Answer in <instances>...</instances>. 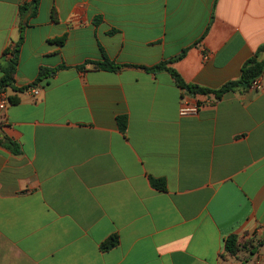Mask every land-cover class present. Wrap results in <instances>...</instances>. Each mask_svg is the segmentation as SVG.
Here are the masks:
<instances>
[{"label":"crops","instance_id":"obj_1","mask_svg":"<svg viewBox=\"0 0 264 264\" xmlns=\"http://www.w3.org/2000/svg\"><path fill=\"white\" fill-rule=\"evenodd\" d=\"M31 1L0 0V78ZM24 36L0 111V264H264V71L263 89L219 98L146 69L239 80L264 61V0H40ZM105 58L124 67L88 64ZM41 68L57 71L39 94L18 90ZM183 97L199 113L181 116ZM231 234L250 257L221 256Z\"/></svg>","mask_w":264,"mask_h":264},{"label":"trees","instance_id":"obj_2","mask_svg":"<svg viewBox=\"0 0 264 264\" xmlns=\"http://www.w3.org/2000/svg\"><path fill=\"white\" fill-rule=\"evenodd\" d=\"M39 5H40V0H32L31 2L25 3L20 9L21 35L19 40L16 43L11 44L3 53V63L1 64L2 77L0 78V93L6 91L8 87H13L16 89L14 85L15 74L17 72V67L19 63L20 49L25 38L24 30L26 26H28V20L31 17L36 16ZM24 22H27V24H25ZM55 41L59 44H62L64 42V39H57ZM263 50L264 47H261L259 49V51H263ZM88 64H92L93 68L95 69L112 71V72L118 71L124 67V65L117 64L116 62L110 60L109 58H105L101 62L89 61ZM168 64H169L168 62H161L155 65L154 67L146 68V69L149 71H160V70L168 71L175 80L176 84L182 89L187 90L189 93H193V94L215 93L219 98L225 93L233 91L238 87L241 86L248 87L251 84V82L254 79L261 76L264 71V61L259 60L258 55H255L243 66L241 77L239 80L229 82L221 89L213 91L210 89H206L186 83L184 79L181 77V75L174 68L168 66ZM56 71L57 69L41 68L37 81H35L29 86L21 87L18 90L24 92L33 89L37 86V84L41 80L52 77L56 73ZM9 99L11 103L15 104L17 102L15 97H10ZM117 120L121 131L125 132L128 123L127 117H118ZM3 143L14 152L19 151V145L13 142L11 139L8 138L3 139ZM150 181L152 186L158 190L165 191L167 189V184L165 179H156L152 177L150 178ZM118 243H119V237L118 235H114L110 240H108L103 244V247L106 250H108L111 247L116 246ZM240 246H241V241L239 236L237 234H231L225 240L224 253L221 256L224 259H226L229 256L230 257L237 256L238 252L240 251ZM253 249L254 248H252L251 250L254 251Z\"/></svg>","mask_w":264,"mask_h":264},{"label":"built area","instance_id":"obj_3","mask_svg":"<svg viewBox=\"0 0 264 264\" xmlns=\"http://www.w3.org/2000/svg\"><path fill=\"white\" fill-rule=\"evenodd\" d=\"M250 89H253V90H261L263 89V85L258 78L254 79L250 86H249ZM31 92V94L33 95H37L39 94V90L33 88V89H30L28 90ZM9 95L4 91V92H1L0 93V111H3L6 109L7 105L9 104ZM200 111V106L199 104H192L190 103V101L186 98V97H183L182 98V102H181V106H180V115L181 116H190V115H195L197 113H199Z\"/></svg>","mask_w":264,"mask_h":264},{"label":"rangeland","instance_id":"obj_4","mask_svg":"<svg viewBox=\"0 0 264 264\" xmlns=\"http://www.w3.org/2000/svg\"><path fill=\"white\" fill-rule=\"evenodd\" d=\"M251 247L248 244H246L244 242H241L240 251L238 252V255H237L238 257L237 258L240 259V260H245L248 257H250V255L248 253L245 254L244 252L245 251H250ZM253 250H256V249H253ZM246 264H251V263H246Z\"/></svg>","mask_w":264,"mask_h":264}]
</instances>
